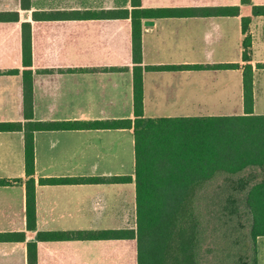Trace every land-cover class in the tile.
Segmentation results:
<instances>
[{"label": "crops", "instance_id": "obj_1", "mask_svg": "<svg viewBox=\"0 0 264 264\" xmlns=\"http://www.w3.org/2000/svg\"><path fill=\"white\" fill-rule=\"evenodd\" d=\"M0 0V123L133 118L131 23L124 10L175 7L178 16H136L141 24L144 117L244 114L242 18L249 17L254 114H264V0ZM239 6L218 15L217 6ZM17 12V20L9 13ZM137 15V14H136ZM31 52L32 118L23 97V45ZM239 63L238 68L214 67ZM13 70H17L13 72ZM35 229L27 228L24 131L0 129V264H135L132 239H37L48 231L135 229V183H47L42 178L134 177L132 128L33 132ZM129 167L125 169V166ZM258 242V264H264Z\"/></svg>", "mask_w": 264, "mask_h": 264}, {"label": "trees", "instance_id": "obj_2", "mask_svg": "<svg viewBox=\"0 0 264 264\" xmlns=\"http://www.w3.org/2000/svg\"><path fill=\"white\" fill-rule=\"evenodd\" d=\"M251 0H241L249 3ZM21 5L28 4L21 0ZM218 15H238L239 6H217ZM175 7L124 10L131 23V59L133 84V118L110 122L54 121L6 122L0 129L24 131L26 219L27 228L35 229V179L33 132L37 129H85L101 127L132 128L134 134V177L129 175L100 177L42 178L41 182H128L135 183L136 227L122 230L48 231L37 233V239H132L135 264H199L202 245L206 244L202 225L196 214L198 191L217 175L215 199L210 213L216 218L210 235L217 226L225 227L223 235L230 242L221 264H258L259 237H264V114H254L253 69L250 59L251 38L247 33L250 18H242L243 103L244 114L220 116L144 117L143 69L170 70L176 65H142L141 22L136 16H178L191 13ZM253 14H264V5H253ZM137 14V15H136ZM17 20L18 13H9ZM25 38L23 45V97L32 118L31 52ZM214 67L238 68L239 63L215 64ZM17 70H13L16 72ZM8 180L0 179V185ZM246 194L247 212L241 209L239 195ZM243 215L251 216L248 236L242 234ZM215 224V221L213 222ZM229 232V233H228ZM233 232L235 236L232 238ZM24 240L23 232L0 234L1 237ZM206 244L205 252H215V242ZM28 264H36V242H28Z\"/></svg>", "mask_w": 264, "mask_h": 264}, {"label": "rangeland", "instance_id": "obj_3", "mask_svg": "<svg viewBox=\"0 0 264 264\" xmlns=\"http://www.w3.org/2000/svg\"><path fill=\"white\" fill-rule=\"evenodd\" d=\"M128 167L129 165L125 166V169H127ZM222 177H223L222 175H217L212 180L207 182L204 185L203 189L198 191V195L196 198L197 204H195L194 212L198 214V217L201 220L202 225L207 227V232L204 234V238L205 236H208L207 238H205L206 244L211 245V243H208L211 240L215 242V252L214 253L213 252L206 253L205 248L207 245L206 244L202 245V256L200 257L199 264H221V261L225 260V256L229 249L230 242L227 241V238H226L227 236L223 235V232L226 230L225 227L219 228V226H217L215 229V236L210 235L211 234L210 230L212 226L213 225L216 226V218L214 216V219H213V216L210 213V208L214 206V204L212 205L211 201L215 199L214 197L215 190H217V184L221 182ZM245 197H246L245 193L242 195H239L241 209L247 212L248 208L245 203ZM214 221H215V224H213ZM241 221L245 225L244 229H242V234H244L247 240V244L251 245V241L248 236L250 225H251V216L243 215L241 217ZM234 236H235V232H233L232 238ZM262 238L263 237L258 238L257 245H258V242H260V245L261 243H263Z\"/></svg>", "mask_w": 264, "mask_h": 264}]
</instances>
